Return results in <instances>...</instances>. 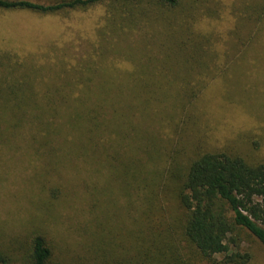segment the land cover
Wrapping results in <instances>:
<instances>
[{
	"label": "rangeland",
	"instance_id": "1",
	"mask_svg": "<svg viewBox=\"0 0 264 264\" xmlns=\"http://www.w3.org/2000/svg\"><path fill=\"white\" fill-rule=\"evenodd\" d=\"M181 1L177 16L149 5V16L125 32L118 21L110 29L104 2L53 14L0 9V82L8 87L0 96L63 97L74 128L53 129L41 146L31 137L37 129L10 135L1 129L7 114L0 115V247L13 257L8 264H20L16 255L32 232L67 258H89L97 224L104 232L121 224L126 196L115 175L126 167L143 176L223 148L264 160V22L246 46L230 49L239 0H194L191 16ZM187 16L214 54L191 68L168 20L184 26ZM247 28L244 22L241 31ZM147 86L149 96L131 92ZM90 101L108 106L95 140L76 119L78 102ZM242 236L251 264H264V246Z\"/></svg>",
	"mask_w": 264,
	"mask_h": 264
},
{
	"label": "trees",
	"instance_id": "2",
	"mask_svg": "<svg viewBox=\"0 0 264 264\" xmlns=\"http://www.w3.org/2000/svg\"><path fill=\"white\" fill-rule=\"evenodd\" d=\"M193 1L184 0V14L187 11L190 16L195 14L191 9ZM103 2L110 11V29L114 32L118 26L114 22L118 21L119 29L125 32L137 18L148 17L152 10L149 5L155 2L176 16L182 4L181 0H0V9L53 14ZM239 3L241 17L235 20L237 27L233 31L237 37L229 45L236 50L255 38L264 22V0H239ZM184 19V26L174 19L168 20L174 25L171 27L177 35L174 39L177 50L182 49L180 56L191 68L214 54L198 39V30L192 25L195 19L188 16ZM244 22L248 26L246 32L241 31ZM148 87L133 88L131 92L149 96ZM4 89L7 93L8 87ZM9 94L14 97L0 96V115L7 114L1 129H9L10 135L15 134V129H37L31 134L32 141L45 146L53 129H74L64 116L68 106L65 107L63 97L23 100L15 91ZM80 105L82 108L76 113L80 117L76 119L81 121L86 138L99 139L94 134L105 129L103 108L108 106L103 107L101 101L78 102ZM132 170L126 167L115 175L121 178L126 196L121 224L112 223L107 232L97 224L93 230L95 247L92 246L89 258H67L57 253L42 233L32 232L24 239L25 249L16 255L17 261L20 264H251L252 253L242 245L244 232L264 246V160H249L223 148L196 153L181 165L170 163L164 169H152L148 173L142 170L143 176L141 170L140 173ZM134 187L137 190L132 198ZM11 260L13 257L0 247V264Z\"/></svg>",
	"mask_w": 264,
	"mask_h": 264
}]
</instances>
